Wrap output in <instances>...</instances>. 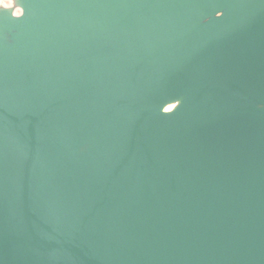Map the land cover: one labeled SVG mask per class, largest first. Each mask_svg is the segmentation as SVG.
<instances>
[{"label":"water","instance_id":"water-1","mask_svg":"<svg viewBox=\"0 0 264 264\" xmlns=\"http://www.w3.org/2000/svg\"><path fill=\"white\" fill-rule=\"evenodd\" d=\"M0 264H264V0H1Z\"/></svg>","mask_w":264,"mask_h":264},{"label":"rangeland","instance_id":"rangeland-1","mask_svg":"<svg viewBox=\"0 0 264 264\" xmlns=\"http://www.w3.org/2000/svg\"><path fill=\"white\" fill-rule=\"evenodd\" d=\"M1 1V0H0Z\"/></svg>","mask_w":264,"mask_h":264}]
</instances>
